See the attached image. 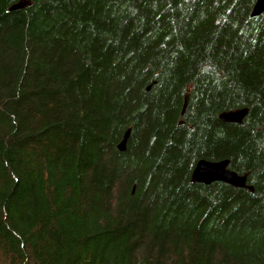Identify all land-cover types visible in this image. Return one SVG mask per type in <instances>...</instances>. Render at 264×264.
Returning a JSON list of instances; mask_svg holds the SVG:
<instances>
[{
	"label": "trees",
	"instance_id": "obj_1",
	"mask_svg": "<svg viewBox=\"0 0 264 264\" xmlns=\"http://www.w3.org/2000/svg\"><path fill=\"white\" fill-rule=\"evenodd\" d=\"M254 3L0 0V264H264Z\"/></svg>",
	"mask_w": 264,
	"mask_h": 264
},
{
	"label": "water",
	"instance_id": "obj_2",
	"mask_svg": "<svg viewBox=\"0 0 264 264\" xmlns=\"http://www.w3.org/2000/svg\"><path fill=\"white\" fill-rule=\"evenodd\" d=\"M25 2H18L11 6V9H17L22 7ZM264 11V0H255L250 12V16H257ZM184 108V105H183ZM183 108L181 112H183ZM247 108H239L233 110H226L219 113V118L224 122L241 123L242 119L246 115ZM128 132L122 137L118 147L122 149L124 141ZM229 159L224 158L221 160H206L199 159L190 176L192 182H199L209 184L213 181H220L237 188H244L249 191H253V187L247 184V174H239L228 167Z\"/></svg>",
	"mask_w": 264,
	"mask_h": 264
}]
</instances>
